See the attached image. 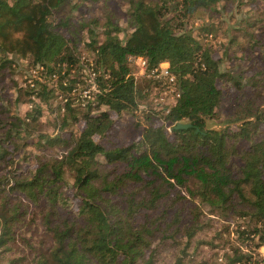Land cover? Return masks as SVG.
I'll list each match as a JSON object with an SVG mask.
<instances>
[{"label": "trees", "instance_id": "obj_1", "mask_svg": "<svg viewBox=\"0 0 264 264\" xmlns=\"http://www.w3.org/2000/svg\"><path fill=\"white\" fill-rule=\"evenodd\" d=\"M117 1L81 0L101 5L103 16L74 25L58 20L71 0H0V264H190L195 250L217 244L207 239L217 219L245 220L246 242L264 247V0H120L123 8ZM244 6L255 19L246 24L252 33L244 31L251 48L241 52L258 49L253 68L261 70L247 84L222 73L212 49L188 29L192 20ZM218 33L203 24L198 31ZM82 41L103 72L101 93L85 108L80 78L70 79ZM10 56L29 62L26 87L15 81ZM137 58L148 71L168 63L176 78L180 97L162 113L153 108L155 81L132 74L129 60ZM232 88L229 123L240 126L208 130V121L223 118L224 92ZM59 93L68 96L57 122L71 134L32 138L34 126L55 120ZM145 104L140 134L133 124L139 140L103 143L113 115L136 118ZM24 105L32 109L14 114ZM180 123L195 128L176 131ZM58 147L62 153L48 155ZM22 153L34 167H21ZM231 252L226 264H251L241 248Z\"/></svg>", "mask_w": 264, "mask_h": 264}, {"label": "rangeland", "instance_id": "obj_2", "mask_svg": "<svg viewBox=\"0 0 264 264\" xmlns=\"http://www.w3.org/2000/svg\"><path fill=\"white\" fill-rule=\"evenodd\" d=\"M117 2L120 3V5L124 6V3L118 0ZM101 5L90 7L88 4H84L81 2V0H71L70 4L62 9L59 15V19L63 18L66 21H69V23L74 25H79L81 22L88 23L90 21H93L94 19H97L101 16H103V12L100 9ZM109 9L112 10L113 14L116 15L118 18L121 17L119 12L114 10V5L110 6ZM241 11H236L235 9L230 10L229 12L223 13L221 16H205L200 17L197 20H192L188 26V29H191L194 33V35L203 41V44L208 45L212 50L213 58L216 61H219L221 63L220 70L222 73H228L232 72V76L238 78L241 82L244 84H247V81L251 79L252 76L256 74V72L261 70H255L253 68L254 59L259 53V50L257 49V53H252L249 51L245 57L244 54L241 52V49L243 47L245 48H251L250 45V39L246 38L244 39V31H247L248 33H252V29H247V23L251 22L254 23L255 17L253 16L254 10L251 9L250 6H244L241 8ZM251 9V10H250ZM249 11V12H248ZM246 13V14H245ZM246 15H251L252 19H246ZM121 26L123 29H126V24L123 20H121ZM203 26L205 27H215V29H219L218 36H214L213 38H208V34H205L201 37V35H198L199 27ZM253 25V24H251ZM255 30V29H253ZM124 34L128 35L127 30ZM256 31V30H255ZM82 35L88 36L87 31H83ZM233 38H236V41L234 43H238V47H233L230 43ZM89 41H82L78 48L74 50L75 56L78 59V62L76 63V66L74 67V70L71 73L70 79H76L80 78V64L81 61L85 60L86 63H93L94 59L91 53L88 52L87 49V43ZM233 47V48H232ZM232 49V51H228V49ZM228 53V54H227ZM253 57V60H248L249 57ZM244 59V61H243ZM9 60L12 62V66L16 71L15 81L19 82L22 87H26L27 81L30 79L31 69L28 65V61L10 56ZM79 64V65H78ZM96 67V65H93ZM133 69V68H132ZM135 71L133 69L132 74H134ZM243 78V80L241 78ZM145 77L139 76L137 79L143 80ZM10 78H8V81ZM69 80V78H68ZM147 80V85L150 83L151 80ZM152 82V81H151ZM9 83V82H7ZM146 86V85H145ZM152 86V99H153V108L157 110L158 113L161 110L157 106L158 101L157 99H160L162 97V94H164L165 91H167V87H165L163 84H159L155 82L154 87ZM221 87V85H219ZM144 87V86H143ZM145 88V87H144ZM248 90V88H247ZM11 94H13V91H10ZM227 95H225L224 99V114L223 118L220 121H208L206 128L210 131H224L225 129H234L236 126H240V123L238 124H232L229 123V114L234 111V99L233 96L236 93L235 90L232 88L230 91L225 90ZM68 93H59L57 97L52 102L51 107V113L52 118L55 120H50L48 125H42V126H34L30 132L32 134V138L39 137V135L43 136H49L51 138H55L58 135L62 137H68L71 132H62L60 129L59 122V116H63L65 113V98H67ZM171 94L166 98L167 103L169 102V98ZM29 105V104H28ZM156 105V108H155ZM162 105H165L164 103ZM96 106V104H95ZM148 107V109H147ZM149 104L143 105L139 109L138 112H136V118L130 116V115H122L117 116L113 115L112 118L115 121V125L113 129L111 130L109 134L108 140H106L103 143H106L107 141L113 142V143H119L121 145H130L133 142L139 140L141 133V129L144 127L145 123V117L146 114L150 111ZM31 110V106L24 105L21 108H13L14 114H19L21 112H25L28 110ZM106 111V109H103ZM102 110V111H103ZM141 115V116H140ZM144 117L139 120L140 117ZM140 123V130L139 134L138 132H134V126L133 124ZM155 126H162V122L156 121ZM168 132L171 133V131ZM98 143H102L101 140L96 139ZM34 151L33 149H28V152ZM56 153H62V151L58 148L52 149L48 151V155H55ZM19 163L23 169H27V167H34L35 161L32 158L26 159L24 153L20 154L18 157ZM207 211V210H205ZM211 219H215L214 217H209ZM190 217H188V220ZM216 229H219V232L221 233L220 236H216L214 231ZM208 236L207 239L212 240L214 238L217 239V244L214 246V248L210 246H204L199 248L198 250H195L189 260L190 264H195L196 262L202 261L203 259L205 261H210L212 263L216 264H226L227 263V256L231 255V248H241L243 253L245 255H248L252 258L251 264H264V247H258L259 242L258 239H255L254 242L247 243L248 237L246 234H242L247 230L246 221L236 219L234 222L232 221H223V220H216L214 223V227L208 229ZM243 242V243H242ZM246 242V243H244Z\"/></svg>", "mask_w": 264, "mask_h": 264}, {"label": "built area", "instance_id": "obj_3", "mask_svg": "<svg viewBox=\"0 0 264 264\" xmlns=\"http://www.w3.org/2000/svg\"><path fill=\"white\" fill-rule=\"evenodd\" d=\"M210 38H212L210 36ZM132 68L135 73L133 76L138 78L139 76L146 77L148 79H152L159 84H163L167 87V91L162 94L158 101V108L162 110L166 105H169L177 100L180 97V91L177 86V81L175 76L170 72V67L168 63L161 64L158 68L148 71V63L143 58L130 59L129 60ZM204 68V66H203ZM38 68L37 70H39ZM41 69L40 71H42ZM80 84L79 88L81 89L80 95V106L84 107L86 104L94 102L96 100L97 95H100V85L98 83V78L103 75L102 70L97 69L93 66V63H86L85 60L80 63ZM109 75L104 74V79L107 80ZM171 94V98H169V102L167 103L166 98ZM165 105H162V104ZM171 131V129H169Z\"/></svg>", "mask_w": 264, "mask_h": 264}, {"label": "water", "instance_id": "obj_4", "mask_svg": "<svg viewBox=\"0 0 264 264\" xmlns=\"http://www.w3.org/2000/svg\"><path fill=\"white\" fill-rule=\"evenodd\" d=\"M195 127L190 124V123H180L175 127L176 131H187V130H191L194 129ZM196 133H199V130H196Z\"/></svg>", "mask_w": 264, "mask_h": 264}]
</instances>
